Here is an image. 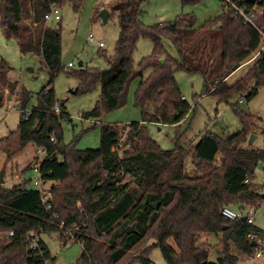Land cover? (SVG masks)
Wrapping results in <instances>:
<instances>
[{
	"label": "trees",
	"instance_id": "trees-1",
	"mask_svg": "<svg viewBox=\"0 0 264 264\" xmlns=\"http://www.w3.org/2000/svg\"><path fill=\"white\" fill-rule=\"evenodd\" d=\"M84 1L0 0V25L8 39L17 40L21 53L42 56L53 82L67 68L62 64L60 31L49 26L45 16L53 7L65 5L79 12ZM149 1L111 3L107 9L117 15L120 26L115 55H103L105 70L82 65L71 73L79 82L76 94L90 93L98 85L102 88L101 100L85 115L86 120L100 119L105 111L124 107L137 81L134 104L142 112L140 122L103 126L98 150H78L73 143L64 144L65 105L53 89L45 93V88L28 119L22 118L17 130L0 141V151L8 158L29 143L46 150L40 167L42 179L58 184L51 189L50 211L40 192L27 188L26 182L12 188L0 185V235L14 232L7 241L0 237V264H29L27 235L55 231L53 214L67 227L80 226L77 237L83 253L75 264H152L148 257L153 248L160 249L167 264H239L233 247L254 253L249 236H263L264 230L243 220H229L222 210L230 206L241 211L264 208V193L253 190L255 173L260 164L264 166V148H244L260 119L243 111L239 103L233 104L232 111L242 124L238 134L222 138L206 132L194 146L179 142L171 151L163 150L149 136L146 124L179 126L187 119L192 107L183 99L178 72L203 76L202 95L217 102L231 104L242 97L252 101L264 87V53L252 60L262 46V37L256 28L224 12L199 29L193 15L146 28L141 19ZM200 1L181 0L184 7ZM249 1L241 4L251 9L259 4L262 10L256 26L264 29V0ZM142 38L150 39L154 49L136 66L133 56ZM163 39L171 41L178 58L167 54ZM247 65L245 76L229 84V77ZM8 72L0 58V93L6 87L16 91ZM32 98L28 91H20L17 101L22 111ZM56 106L59 114L54 112ZM125 133L124 145L132 148L119 156L114 148ZM188 158L193 160L194 177L186 172ZM156 203H160L158 210L151 207ZM134 225L136 232L128 234L127 229ZM204 235L221 237L215 263L209 261L214 247L201 241ZM151 240L155 244L149 247ZM43 249L53 261L44 245Z\"/></svg>",
	"mask_w": 264,
	"mask_h": 264
},
{
	"label": "rangeland",
	"instance_id": "rangeland-1",
	"mask_svg": "<svg viewBox=\"0 0 264 264\" xmlns=\"http://www.w3.org/2000/svg\"><path fill=\"white\" fill-rule=\"evenodd\" d=\"M114 1L85 0L79 12H75L70 5L59 8L61 20L50 22L49 26L60 31L62 64L67 71L56 75L53 82L42 56L36 53H21L17 40L8 39L0 25V58L9 70L8 79L17 86L15 92H11L6 87L0 93L2 96L0 141L16 131L21 119L24 118L20 103L17 101L21 90H26L33 96L27 107V111H31L37 106L38 95L43 89H53L57 100L65 105L68 114V118L62 123L64 144L73 143L78 150L82 151L100 148L103 126L124 127L142 120V112L134 104L137 81L130 88L127 104L124 107L111 112L105 111L100 119L86 120L85 115L92 112L100 102L102 88L98 85L90 93L76 94L79 82L71 75L80 68V64L86 68L105 70L107 64L103 55L107 57L115 55L120 33L118 17L110 13L107 23H104L100 17L101 11L107 9ZM253 8L259 13L262 10L259 4ZM143 11L141 22L146 28L173 22L185 15H193L197 20L196 29H199L206 22L223 13V3L221 0H201L195 5L184 7L181 0H150L144 5ZM90 35L94 36L96 42L89 41ZM99 42L104 43V48L99 47ZM163 45L170 57L178 58V52L170 40L163 39ZM153 49L154 45L150 39H140L133 56L135 65L137 66L144 58L151 56ZM70 63L73 64L71 68L68 67ZM249 67L250 65L241 67L229 77L228 83L234 84L242 79ZM176 79L182 96L192 107L187 119L179 126L146 124L147 133L163 150H174L179 142L181 146H194L206 132L215 133L222 138L238 134L242 130V124L232 111V105L236 103L240 104L243 111L260 119L252 127L249 136V139L254 136L252 145H249L248 140L244 148L254 150L264 148V87L259 89L258 95L252 101H247L245 97H242L235 99L231 104H225L217 102L213 97L202 95L205 86L203 76L178 72ZM44 158L33 143L26 145L22 151L11 158L0 151V176H3L5 182L2 186L12 188L26 182L27 188L35 189L33 182L39 181L40 175L32 167ZM186 167L187 175L194 177L196 173L192 158H188ZM255 174L253 190L262 194L264 193L262 182L264 169H258ZM47 187H50V184ZM230 207L235 211H241ZM255 224L262 226L264 230V208ZM43 239L52 256L56 258L55 264H75L83 253L82 246L78 244L72 243L64 248L61 247L56 235L52 237L44 235ZM201 241L214 247L209 261L215 263L218 251L222 247L221 237L204 235ZM154 244L155 242L151 240L147 245L150 247ZM171 244L174 245L173 242ZM232 253L238 257L239 264H264V251L262 257L255 261L253 254L237 251L234 247ZM148 259L152 264H167L158 248L152 249Z\"/></svg>",
	"mask_w": 264,
	"mask_h": 264
},
{
	"label": "built area",
	"instance_id": "built-area-1",
	"mask_svg": "<svg viewBox=\"0 0 264 264\" xmlns=\"http://www.w3.org/2000/svg\"><path fill=\"white\" fill-rule=\"evenodd\" d=\"M223 3V12L225 14H230L233 18L242 19L246 24L256 28L261 37H262V46L257 53V55L252 59L254 60L259 54L264 53V29H258L256 26V22L261 17V12H257L254 9H251L248 7V5H242V0H221ZM60 9L57 7H53L51 11L45 16V22L49 24L50 22L54 21H60ZM90 42H96L93 35L89 36ZM100 48L104 47L103 42L98 43ZM251 60V61H252ZM73 64H69L68 67L71 68ZM50 89H47L45 93H49ZM185 99V98H183ZM54 112L59 114L60 108L59 106H56L54 109ZM24 118L28 119L31 111H23ZM126 133L122 137V139L119 141L116 148H114V151H117L119 153V156H122L124 149L131 150L132 145L127 144L124 145L125 142ZM40 155L46 157L47 151L46 150H40ZM42 161H37L32 169L39 173L40 180L34 181L33 185L36 190L40 192L42 203L44 204L46 210L50 211L51 204L50 200L52 198L51 189L54 185H58L54 182H45L42 179L40 167H41ZM122 178V177H121ZM262 182L264 183V178L262 179ZM245 183H249V180H246ZM50 184V187H47V185ZM261 209L256 208H249L244 211H235L230 207H225L222 210V215L229 219V220H243V218H246V222L249 224H255L256 219L258 215L260 214ZM53 219H56V230L50 231V232H39V231H31L28 233L26 238V251H27V259L29 261V264H55L56 258L53 257V261L46 256V251L43 249V245L47 248L49 251L47 245L44 242L43 236L47 235L49 237L57 236L59 239V244L61 247H66L72 243L78 244L82 246L83 244L78 240V232L80 231V226L74 225L73 227H67L66 223L64 221L58 220V215L53 214ZM1 239L3 241H7L14 237V232L11 231L8 234H2L0 235ZM250 239L253 240V243H255V250L253 253L254 261L256 259H259L263 255L264 251V235L263 236H249ZM49 254L52 256L51 252L49 251Z\"/></svg>",
	"mask_w": 264,
	"mask_h": 264
},
{
	"label": "water",
	"instance_id": "water-1",
	"mask_svg": "<svg viewBox=\"0 0 264 264\" xmlns=\"http://www.w3.org/2000/svg\"><path fill=\"white\" fill-rule=\"evenodd\" d=\"M249 3L255 4L256 0H250ZM100 17L103 19L104 23H107V21L110 17V11L108 9H103L100 13ZM80 67H82V64H80ZM253 141H254V136H251L249 139V145H252ZM263 169H264L263 164H260L259 170H263ZM4 183L5 182L3 180V176L1 175L0 176V185H3ZM263 197H264V194H263ZM159 206H160V203H156V204L151 205V207L155 210H158ZM243 221H246V218H243ZM135 232H136L135 225L127 229L128 234H132ZM252 245L255 246V243H252Z\"/></svg>",
	"mask_w": 264,
	"mask_h": 264
},
{
	"label": "crops",
	"instance_id": "crops-1",
	"mask_svg": "<svg viewBox=\"0 0 264 264\" xmlns=\"http://www.w3.org/2000/svg\"><path fill=\"white\" fill-rule=\"evenodd\" d=\"M104 48V47H103ZM256 225V224H255ZM259 227H261L262 229H263V227L262 226H259Z\"/></svg>",
	"mask_w": 264,
	"mask_h": 264
}]
</instances>
